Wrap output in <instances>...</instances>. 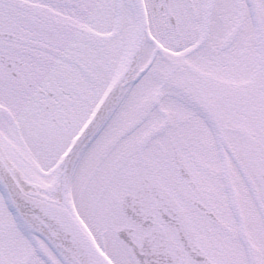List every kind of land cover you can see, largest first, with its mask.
Instances as JSON below:
<instances>
[{
    "label": "snow or ice",
    "instance_id": "6c2138e0",
    "mask_svg": "<svg viewBox=\"0 0 264 264\" xmlns=\"http://www.w3.org/2000/svg\"><path fill=\"white\" fill-rule=\"evenodd\" d=\"M0 264H264V0H0Z\"/></svg>",
    "mask_w": 264,
    "mask_h": 264
}]
</instances>
